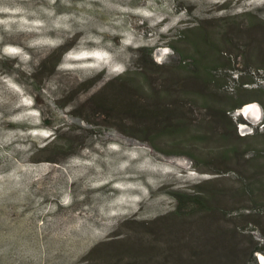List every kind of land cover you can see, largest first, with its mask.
Returning a JSON list of instances; mask_svg holds the SVG:
<instances>
[{
  "label": "rangeland",
  "instance_id": "rangeland-1",
  "mask_svg": "<svg viewBox=\"0 0 264 264\" xmlns=\"http://www.w3.org/2000/svg\"><path fill=\"white\" fill-rule=\"evenodd\" d=\"M247 13L261 28L241 16ZM182 29L208 37L179 44ZM183 53L203 60L210 74L197 79L194 61L182 67ZM150 60L163 67L137 68ZM130 69L140 74L118 78ZM99 91L141 104L171 93L164 104L184 107L192 130L180 143L192 153H161L131 137L130 117L109 119L89 102ZM200 95L217 110L238 96L250 101L222 122ZM254 104L260 116L242 112ZM44 114L57 130L43 126ZM241 118L238 134L257 140L235 141L234 160L222 159L221 137ZM49 143L60 147L38 151ZM256 163L264 165V0H0V264H149L138 259L152 252L144 223L173 209V191L238 189L262 178ZM227 207L231 222L247 228L242 250L264 243L263 215L246 201ZM212 228L187 229L185 239L211 244ZM117 246V259L106 255ZM204 252L216 264L214 250ZM260 254L246 260L260 264Z\"/></svg>",
  "mask_w": 264,
  "mask_h": 264
},
{
  "label": "trees",
  "instance_id": "trees-1",
  "mask_svg": "<svg viewBox=\"0 0 264 264\" xmlns=\"http://www.w3.org/2000/svg\"><path fill=\"white\" fill-rule=\"evenodd\" d=\"M241 16L245 18L248 17L249 20L253 22L252 27L257 25L258 28H261L262 24H260L257 17L253 16L251 13ZM198 35H203L204 38L208 37L204 32L198 33L192 29H182L178 30L176 33L175 40L177 43L182 44L184 41L182 38L189 37L190 39V37L195 38V36ZM147 49L148 48H146V50ZM196 52L198 53V50ZM182 60L184 65L182 67H188V64H191L189 61H194L192 65L195 66V77L197 79L206 74H210L206 72L209 71L210 68L205 67L202 62L203 60L199 61L195 55L183 53ZM60 63L61 61L58 60V62L54 64V68H57ZM129 66V68H134L132 63H129ZM155 67H163V64L158 65L153 60H150L149 62L141 63L137 68L139 70H145L148 73L152 72ZM130 73H134L135 75L140 74L137 69L133 72L130 69L125 73L123 72L118 78L127 77ZM143 77L148 82V79L145 76ZM135 78L134 76L133 79L129 81L134 83L135 89H139L143 83L139 82V84H137ZM34 94L38 107L44 112V102L40 101L38 93ZM170 96L171 93L169 94L167 91L162 93L155 92L152 93L150 97L152 98L151 101L141 104L137 99H132L131 97L129 100L124 98V101H117L115 97L101 94L99 91V93H95L89 98V102L94 106L96 111L107 115L109 119H121L126 116L130 117L131 122L128 124L129 127L125 129L127 134L144 143L150 144L157 151L165 154L170 152L190 154L192 153L189 150L190 147L180 143V137L187 132H191L192 125L189 118L186 116L187 113H184V107L181 106V104H176V106L173 107L164 104L165 98ZM195 96L197 97V95ZM200 96L201 97L197 100L198 103H201L204 109L216 110L222 122L226 120V116L228 117L227 113L229 111L240 109L250 101L247 99L244 100L245 97L238 96V98L232 99L233 104L231 107L219 104V109L217 110L215 102L212 106V101L208 96ZM244 122L242 118L238 121H233V127L228 125V131L226 134L222 135L221 139L224 140V143H227L220 151L222 159L234 160L240 149L237 146V142L240 141L243 143L245 141L257 140L256 134L253 133L242 136L238 134V125ZM228 123H230V121ZM43 126L55 131L56 126L53 117L44 114ZM165 137L174 138L175 141L171 144L163 142L165 144V147H163L159 144ZM166 146H169V149L166 148ZM59 147L60 146L56 143H49L44 147L38 148V151H53L56 149L58 150ZM186 148H188V150ZM193 157L195 156L193 155ZM48 161L52 160L49 159ZM255 165L254 167H256L257 170L260 169V166L264 169V165H260L259 163ZM172 195L174 199L173 209L166 215H162L151 222L144 223L148 225L150 231L153 233V235H151L153 241L151 244L145 245L147 251L150 250L152 252L148 251V255L144 253L138 255V259H144L141 262L146 263L147 261L149 264H211L204 256V251L209 249L214 250L216 254V264H249L246 258L250 259L253 257L256 261L257 253H264V243H261V240L257 242H247L249 246L247 245V250L245 251L240 248V232L242 233L247 228L244 223L242 225L240 222H231L232 219L230 218L231 216H228L230 212L227 207L229 203L235 205L240 201H246L251 204V207L247 209L264 216V175L262 178L256 180H250L248 178L240 188L232 191L216 189L215 193L213 191H207L206 188L199 186L194 189H176L172 192ZM227 199L229 203L226 202ZM248 215H253V213ZM206 227H213L212 231L216 233V241H211V244L189 245L188 241L185 239L186 230L198 228L200 231H205ZM261 232L262 238L264 239V229ZM122 244L128 245L126 241ZM120 246H117L118 248L112 247L113 249L115 248L117 252L111 251L109 253L108 250L106 255L117 259Z\"/></svg>",
  "mask_w": 264,
  "mask_h": 264
},
{
  "label": "bare ground",
  "instance_id": "bare-ground-1",
  "mask_svg": "<svg viewBox=\"0 0 264 264\" xmlns=\"http://www.w3.org/2000/svg\"><path fill=\"white\" fill-rule=\"evenodd\" d=\"M242 112H244L245 114H250V113H255L257 116H260L261 115V110L260 108L258 107V105H249L247 107H245ZM96 222V221H95ZM262 261H263V264H264V258L262 257Z\"/></svg>",
  "mask_w": 264,
  "mask_h": 264
},
{
  "label": "water",
  "instance_id": "water-1",
  "mask_svg": "<svg viewBox=\"0 0 264 264\" xmlns=\"http://www.w3.org/2000/svg\"><path fill=\"white\" fill-rule=\"evenodd\" d=\"M251 115L253 114V113H250ZM254 115V114H253ZM261 255V256H260ZM259 255V258H260V264H263V261H262V257L264 258V255L263 254H260Z\"/></svg>",
  "mask_w": 264,
  "mask_h": 264
}]
</instances>
